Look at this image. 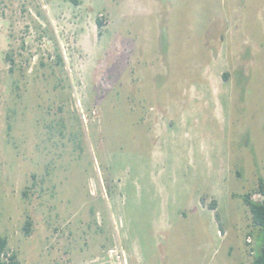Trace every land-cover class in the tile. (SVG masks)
<instances>
[{"label": "rangeland", "instance_id": "obj_1", "mask_svg": "<svg viewBox=\"0 0 264 264\" xmlns=\"http://www.w3.org/2000/svg\"><path fill=\"white\" fill-rule=\"evenodd\" d=\"M78 2L0 0L7 257L251 264L264 0Z\"/></svg>", "mask_w": 264, "mask_h": 264}, {"label": "trees", "instance_id": "obj_2", "mask_svg": "<svg viewBox=\"0 0 264 264\" xmlns=\"http://www.w3.org/2000/svg\"><path fill=\"white\" fill-rule=\"evenodd\" d=\"M69 1L74 5L79 4L78 0ZM97 26L100 29L102 27V23L100 21H97ZM99 36H101L100 33ZM256 193L263 196L262 201L258 202L252 200V196L250 194L245 195L243 197V201L251 213L252 223L254 227L259 228L263 233L262 245L258 249L251 264H264V177L259 180V185ZM211 207L212 210H216V208H214V205H211ZM215 218L217 221H219L217 213H215ZM29 224L30 223H27V225ZM7 248L8 240L0 235V264H16L15 257H7Z\"/></svg>", "mask_w": 264, "mask_h": 264}, {"label": "built area", "instance_id": "obj_3", "mask_svg": "<svg viewBox=\"0 0 264 264\" xmlns=\"http://www.w3.org/2000/svg\"><path fill=\"white\" fill-rule=\"evenodd\" d=\"M257 196L259 197V199H258V200H254V201H258V202H260V201L263 200V196H262V195L258 194ZM250 242H251V241L248 240V243H250Z\"/></svg>", "mask_w": 264, "mask_h": 264}]
</instances>
